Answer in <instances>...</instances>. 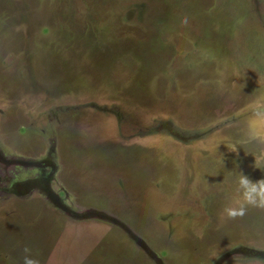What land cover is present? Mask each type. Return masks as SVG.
<instances>
[{
    "label": "rangeland",
    "instance_id": "rangeland-1",
    "mask_svg": "<svg viewBox=\"0 0 264 264\" xmlns=\"http://www.w3.org/2000/svg\"><path fill=\"white\" fill-rule=\"evenodd\" d=\"M242 175L264 0H0V264H264Z\"/></svg>",
    "mask_w": 264,
    "mask_h": 264
},
{
    "label": "clouds",
    "instance_id": "clouds-1",
    "mask_svg": "<svg viewBox=\"0 0 264 264\" xmlns=\"http://www.w3.org/2000/svg\"><path fill=\"white\" fill-rule=\"evenodd\" d=\"M238 183L240 194L247 203L264 206V181L254 182L251 181L247 176L242 175L239 178ZM225 212H227L229 216H234L242 213V209L240 210V213H237L232 208H226ZM24 264H38V261L30 257H25Z\"/></svg>",
    "mask_w": 264,
    "mask_h": 264
}]
</instances>
